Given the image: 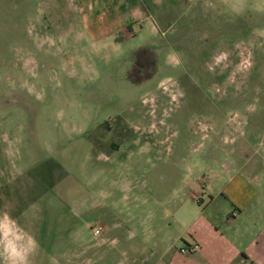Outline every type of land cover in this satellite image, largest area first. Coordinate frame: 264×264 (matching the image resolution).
Returning a JSON list of instances; mask_svg holds the SVG:
<instances>
[{
    "label": "rangeland",
    "instance_id": "obj_1",
    "mask_svg": "<svg viewBox=\"0 0 264 264\" xmlns=\"http://www.w3.org/2000/svg\"><path fill=\"white\" fill-rule=\"evenodd\" d=\"M147 3L0 0V264H123L192 181L264 188V0Z\"/></svg>",
    "mask_w": 264,
    "mask_h": 264
},
{
    "label": "crops",
    "instance_id": "obj_2",
    "mask_svg": "<svg viewBox=\"0 0 264 264\" xmlns=\"http://www.w3.org/2000/svg\"><path fill=\"white\" fill-rule=\"evenodd\" d=\"M140 1L147 14L151 12L147 0ZM258 174L263 172L238 171L228 176L216 191L203 189L192 181L185 194L189 207H195L193 193L206 200L202 208L196 206V210H201L195 218L193 208L190 216L182 208L172 212L166 209L175 207L171 200L156 202L163 216H149L137 222L128 218L126 223L138 225L141 235L132 237L137 244L128 247L123 264H264V188H254L250 179ZM175 226L176 231L172 229ZM193 244L199 247L196 252L188 255L179 252L182 246ZM176 245L178 248H173ZM135 254L137 257H133Z\"/></svg>",
    "mask_w": 264,
    "mask_h": 264
},
{
    "label": "built area",
    "instance_id": "obj_3",
    "mask_svg": "<svg viewBox=\"0 0 264 264\" xmlns=\"http://www.w3.org/2000/svg\"><path fill=\"white\" fill-rule=\"evenodd\" d=\"M231 216L234 217L235 216V212L231 213ZM101 228L98 227L97 229L94 230V235H98L100 233ZM199 249L198 245L193 244L191 246H183L182 248L179 249V252L181 254H191L193 252H196Z\"/></svg>",
    "mask_w": 264,
    "mask_h": 264
},
{
    "label": "flooded vegetation",
    "instance_id": "obj_4",
    "mask_svg": "<svg viewBox=\"0 0 264 264\" xmlns=\"http://www.w3.org/2000/svg\"><path fill=\"white\" fill-rule=\"evenodd\" d=\"M140 59H141V56H137V61H138V62H136V64L139 63ZM142 62H143V61H141V63H142ZM138 66H140V65L138 64ZM140 67H142V66H140ZM138 71H139V70H138ZM134 78H135V79L137 78L136 74H134ZM136 80H137V79H136Z\"/></svg>",
    "mask_w": 264,
    "mask_h": 264
}]
</instances>
